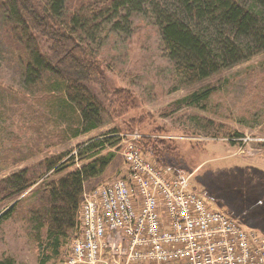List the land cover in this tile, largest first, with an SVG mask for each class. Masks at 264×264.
Returning <instances> with one entry per match:
<instances>
[{
  "label": "rangeland",
  "instance_id": "1",
  "mask_svg": "<svg viewBox=\"0 0 264 264\" xmlns=\"http://www.w3.org/2000/svg\"><path fill=\"white\" fill-rule=\"evenodd\" d=\"M2 14L0 7V177L22 167L35 169L52 155L66 154V160L86 137L117 127L116 142L100 150L113 153L112 161L100 176L85 182L84 192L122 176L123 149L137 135L133 141L145 152L150 145L170 146L164 164L189 175L190 188L210 208L264 236V167L252 163L264 156V52L207 80L180 84L153 20L133 13L129 23L106 32L92 45L107 87L118 94L112 103L106 101L109 115L104 113L103 127L73 138L48 122L37 97L21 84L20 67L6 45ZM208 88L213 91L202 105L184 101L192 92ZM118 104H123L121 110ZM80 165L78 161L57 174L48 172L13 201H0V215L12 208L0 217V260L9 259L10 264L63 260L77 227L57 251H45L44 230L39 237L29 211L44 183Z\"/></svg>",
  "mask_w": 264,
  "mask_h": 264
},
{
  "label": "trees",
  "instance_id": "2",
  "mask_svg": "<svg viewBox=\"0 0 264 264\" xmlns=\"http://www.w3.org/2000/svg\"><path fill=\"white\" fill-rule=\"evenodd\" d=\"M0 7L6 45L20 67L21 84L37 97L48 122L73 138L103 127V115H109L106 101L112 103V96L118 94L107 87L92 45L106 32L129 23L133 13L153 20L180 84L207 80L264 52V0H0ZM211 90L194 91L184 101L202 105ZM118 107L121 110L123 104ZM117 132L112 127L86 137L66 160V154L52 155L35 169L22 167L0 177V201H13L44 174H57L81 162L44 183L29 211L39 237L44 230L45 251H57L77 227L84 184L100 176L112 161L113 153L100 154V150L116 142ZM150 146L143 151L158 166L176 177L186 176L164 164L170 146ZM9 262L0 260V264ZM45 263L41 259L39 264Z\"/></svg>",
  "mask_w": 264,
  "mask_h": 264
},
{
  "label": "built area",
  "instance_id": "3",
  "mask_svg": "<svg viewBox=\"0 0 264 264\" xmlns=\"http://www.w3.org/2000/svg\"><path fill=\"white\" fill-rule=\"evenodd\" d=\"M123 174L83 192L77 235L57 264H264V236L212 209L189 175L160 167L133 140Z\"/></svg>",
  "mask_w": 264,
  "mask_h": 264
},
{
  "label": "crops",
  "instance_id": "4",
  "mask_svg": "<svg viewBox=\"0 0 264 264\" xmlns=\"http://www.w3.org/2000/svg\"><path fill=\"white\" fill-rule=\"evenodd\" d=\"M258 157H259V160H255V159H253V160H252V163H254V164H260L259 166L262 168V167H264V156H261V157H260V155H259ZM242 161H243V162H249V161H246V160H244V159H242ZM261 164H262L263 166H261Z\"/></svg>",
  "mask_w": 264,
  "mask_h": 264
}]
</instances>
